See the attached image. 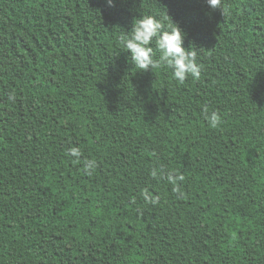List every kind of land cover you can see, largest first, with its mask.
I'll return each mask as SVG.
<instances>
[{"label": "trees", "instance_id": "1", "mask_svg": "<svg viewBox=\"0 0 264 264\" xmlns=\"http://www.w3.org/2000/svg\"><path fill=\"white\" fill-rule=\"evenodd\" d=\"M221 9L0 0V264H264V0ZM141 14L198 78L132 65Z\"/></svg>", "mask_w": 264, "mask_h": 264}, {"label": "clouds", "instance_id": "2", "mask_svg": "<svg viewBox=\"0 0 264 264\" xmlns=\"http://www.w3.org/2000/svg\"><path fill=\"white\" fill-rule=\"evenodd\" d=\"M205 3L213 11L222 10L221 0H205ZM185 38L186 33L179 23L166 25L153 14H141L133 19L130 30L121 35L120 46L130 54V62L136 69L146 72L167 68L172 77L183 84L189 77L198 78L201 71L196 52L190 46L185 47ZM207 119L213 127L219 122L215 112L207 115ZM71 154L78 156L79 152L73 148Z\"/></svg>", "mask_w": 264, "mask_h": 264}]
</instances>
